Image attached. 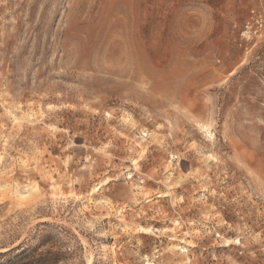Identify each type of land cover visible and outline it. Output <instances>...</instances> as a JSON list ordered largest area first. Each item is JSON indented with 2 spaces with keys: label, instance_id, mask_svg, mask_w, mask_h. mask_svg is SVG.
<instances>
[{
  "label": "rangeland",
  "instance_id": "obj_1",
  "mask_svg": "<svg viewBox=\"0 0 264 264\" xmlns=\"http://www.w3.org/2000/svg\"><path fill=\"white\" fill-rule=\"evenodd\" d=\"M252 9L264 0H0V253L264 264Z\"/></svg>",
  "mask_w": 264,
  "mask_h": 264
},
{
  "label": "trees",
  "instance_id": "obj_2",
  "mask_svg": "<svg viewBox=\"0 0 264 264\" xmlns=\"http://www.w3.org/2000/svg\"><path fill=\"white\" fill-rule=\"evenodd\" d=\"M16 254V255H15ZM51 253L39 254V248L17 254L15 251L0 253V264H49Z\"/></svg>",
  "mask_w": 264,
  "mask_h": 264
},
{
  "label": "built area",
  "instance_id": "obj_3",
  "mask_svg": "<svg viewBox=\"0 0 264 264\" xmlns=\"http://www.w3.org/2000/svg\"><path fill=\"white\" fill-rule=\"evenodd\" d=\"M264 33V16L255 9L251 10L250 19L246 22L242 37L246 41H256L263 37Z\"/></svg>",
  "mask_w": 264,
  "mask_h": 264
}]
</instances>
